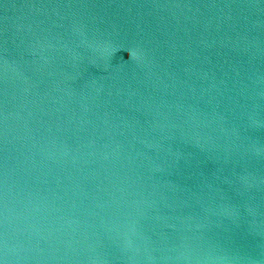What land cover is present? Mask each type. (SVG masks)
<instances>
[{
	"label": "water",
	"instance_id": "water-1",
	"mask_svg": "<svg viewBox=\"0 0 264 264\" xmlns=\"http://www.w3.org/2000/svg\"><path fill=\"white\" fill-rule=\"evenodd\" d=\"M0 264H264V0H0Z\"/></svg>",
	"mask_w": 264,
	"mask_h": 264
},
{
	"label": "clouds",
	"instance_id": "clouds-1",
	"mask_svg": "<svg viewBox=\"0 0 264 264\" xmlns=\"http://www.w3.org/2000/svg\"><path fill=\"white\" fill-rule=\"evenodd\" d=\"M132 55H134V54H132Z\"/></svg>",
	"mask_w": 264,
	"mask_h": 264
}]
</instances>
